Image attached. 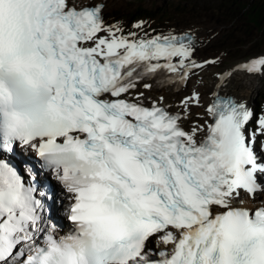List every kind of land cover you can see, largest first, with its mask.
<instances>
[{
	"label": "snow or ice",
	"instance_id": "snow-or-ice-1",
	"mask_svg": "<svg viewBox=\"0 0 264 264\" xmlns=\"http://www.w3.org/2000/svg\"><path fill=\"white\" fill-rule=\"evenodd\" d=\"M105 7L0 0V264H264V203L232 206L264 191V114L249 129L247 102L217 93L211 122L186 128L198 92L171 112L139 85L186 84L216 61L195 59L191 29L126 32ZM28 149L39 163L21 172Z\"/></svg>",
	"mask_w": 264,
	"mask_h": 264
},
{
	"label": "rangeland",
	"instance_id": "rangeland-1",
	"mask_svg": "<svg viewBox=\"0 0 264 264\" xmlns=\"http://www.w3.org/2000/svg\"><path fill=\"white\" fill-rule=\"evenodd\" d=\"M138 7L148 9L149 16L141 12L133 19L130 13ZM104 11L105 21L121 22L126 32L137 31L133 25L138 21L146 22L145 30L148 32L153 30L167 32L173 25L177 31L188 29L196 31L195 26L199 28L205 25H213L214 28L219 26L221 31L216 34V40L205 54L213 57L220 53V61L206 65L203 70L211 68L210 70L221 72L234 63L237 65L242 63L243 60L264 58V0H124L122 4ZM210 70L205 71L198 81L202 97L206 95L207 87L212 82L213 75L210 74ZM223 74L226 73L223 71ZM247 82L254 84L252 86L255 92L254 116L248 124L249 129L254 130L257 117L264 114V68L259 72L246 74L238 87L245 88L243 86ZM201 118L202 121L205 120L204 112ZM261 137L263 140L264 136ZM55 217L60 218L58 213Z\"/></svg>",
	"mask_w": 264,
	"mask_h": 264
},
{
	"label": "bare ground",
	"instance_id": "bare-ground-1",
	"mask_svg": "<svg viewBox=\"0 0 264 264\" xmlns=\"http://www.w3.org/2000/svg\"><path fill=\"white\" fill-rule=\"evenodd\" d=\"M124 0H104L106 3L105 9H111L114 6H118L122 4ZM153 1V0H151ZM78 2L83 3V4H89L91 3V0H78ZM109 24H114L112 22H108ZM175 26L173 25L170 28H174ZM169 28V29H170ZM196 31L192 30L196 36H197V42H196V51H195V59H212L215 60L216 62L220 61V56L221 54H216L215 56L211 57L205 54L206 50L210 49V45L216 40L215 36L218 32L221 31L220 27L217 26L216 28L213 27V25H205L204 27L199 28L198 26H195ZM179 31V30H178ZM212 31V32H211ZM214 34V35H213ZM206 36V37H205ZM251 60H243L242 63L240 64H232L231 66L225 68L221 72L218 70H210L205 69V70H196L195 74L190 76L188 82L186 84L184 83H167L164 81H161L160 79H149L144 82H142L139 85V90L144 91L145 96L149 98V100H159L160 97H163V104L170 106L169 108L175 111H181V106H180V101L184 99L185 97L191 96L193 92H198L200 94V105L197 106L193 104L191 106L190 112L191 115L187 120L184 121V125L187 128L189 124L193 120H198L199 123L204 124L205 120H208L211 122V118L208 116V113L206 112V108L212 103L214 94L217 91L225 92L228 94H233L234 96L237 97V100L239 102H247V105L253 109V102L255 100V92L253 90V83H246L244 84L243 87L245 88H239L238 85L240 83V80L248 73L251 72H245L246 69L240 67L241 65H244L248 63ZM215 62V63H216ZM210 74L212 73L213 76L211 85L207 87L206 90V95L201 96V93L199 92V87H198V81L200 80L201 76L205 71H209ZM224 73L222 75V72ZM244 72V73H243ZM245 74V75H244ZM143 83H149L152 85L151 89H144L143 88ZM148 103V101H146ZM205 113V120L202 121L201 115L202 113ZM259 137H257L258 139ZM26 152V153H25ZM22 156L24 154V158L30 157L32 155L31 153H34L31 149H28L27 151H20L19 152ZM32 158V157H30ZM23 164L25 161L22 162ZM38 163L36 160L33 159V165L36 166ZM24 170V169H23ZM23 170L21 172H23ZM264 174V173H263ZM55 188L57 191H61V187L57 181H54L52 179V174L50 176ZM39 180H41L40 176L38 177ZM264 200V191H261L256 194L255 199L251 198L246 192L241 191L240 197L236 198L232 201L234 206H242V207H256L258 206L262 201ZM57 210V212H56ZM59 214V219L61 223V227L63 229L68 230L70 227L69 222L64 218L63 213L60 211L59 208H56L53 212V216L55 217V214ZM61 235L64 234L63 232L60 233ZM154 244V241L153 243ZM165 246L160 245V248L163 249ZM168 248H171V245L168 246Z\"/></svg>",
	"mask_w": 264,
	"mask_h": 264
},
{
	"label": "trees",
	"instance_id": "trees-1",
	"mask_svg": "<svg viewBox=\"0 0 264 264\" xmlns=\"http://www.w3.org/2000/svg\"><path fill=\"white\" fill-rule=\"evenodd\" d=\"M255 7H256V6H255ZM255 7H254V8H255ZM258 10H259V8H258ZM141 12H142L144 15H148V16H149V11H148V9H146V8H139V7H138L135 11H132L130 14H131L132 18L135 19V18L138 17V15L141 14ZM40 178H41V181H43V180H44V175H43V174L40 175Z\"/></svg>",
	"mask_w": 264,
	"mask_h": 264
}]
</instances>
